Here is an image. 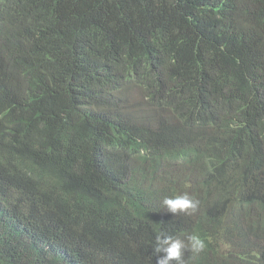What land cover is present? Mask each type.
<instances>
[{
    "label": "trees",
    "instance_id": "obj_1",
    "mask_svg": "<svg viewBox=\"0 0 264 264\" xmlns=\"http://www.w3.org/2000/svg\"><path fill=\"white\" fill-rule=\"evenodd\" d=\"M194 232L184 264H264V0H0V264Z\"/></svg>",
    "mask_w": 264,
    "mask_h": 264
},
{
    "label": "clouds",
    "instance_id": "obj_2",
    "mask_svg": "<svg viewBox=\"0 0 264 264\" xmlns=\"http://www.w3.org/2000/svg\"><path fill=\"white\" fill-rule=\"evenodd\" d=\"M198 204L199 201L187 192L174 197H165L162 200V205L172 214L188 213L190 209L195 210ZM186 239L188 241L187 247H185L184 241L180 239H174L166 235H158L156 237L154 252L156 254L163 253V255L158 256L156 264H172L173 261L176 264H184L182 250L199 254L206 248L205 241L195 232L188 235Z\"/></svg>",
    "mask_w": 264,
    "mask_h": 264
},
{
    "label": "rangeland",
    "instance_id": "obj_3",
    "mask_svg": "<svg viewBox=\"0 0 264 264\" xmlns=\"http://www.w3.org/2000/svg\"><path fill=\"white\" fill-rule=\"evenodd\" d=\"M130 96L132 97V100H136V97H135L136 96V93H135V91L131 90ZM139 99L141 100V98H139Z\"/></svg>",
    "mask_w": 264,
    "mask_h": 264
},
{
    "label": "bare ground",
    "instance_id": "obj_4",
    "mask_svg": "<svg viewBox=\"0 0 264 264\" xmlns=\"http://www.w3.org/2000/svg\"><path fill=\"white\" fill-rule=\"evenodd\" d=\"M257 216V215H256Z\"/></svg>",
    "mask_w": 264,
    "mask_h": 264
}]
</instances>
